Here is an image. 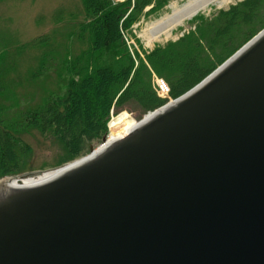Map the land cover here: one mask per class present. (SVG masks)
<instances>
[{
	"label": "water",
	"instance_id": "obj_1",
	"mask_svg": "<svg viewBox=\"0 0 264 264\" xmlns=\"http://www.w3.org/2000/svg\"><path fill=\"white\" fill-rule=\"evenodd\" d=\"M94 151L0 180V264H264V29Z\"/></svg>",
	"mask_w": 264,
	"mask_h": 264
},
{
	"label": "trees",
	"instance_id": "obj_2",
	"mask_svg": "<svg viewBox=\"0 0 264 264\" xmlns=\"http://www.w3.org/2000/svg\"><path fill=\"white\" fill-rule=\"evenodd\" d=\"M168 1L80 0L82 21L68 35L82 45L77 54L67 48L58 55L47 37L29 45L44 51L32 76L40 78L51 65H59L60 84L34 108L12 111L0 105V179L25 173L22 167L29 147L22 135L30 129L58 141L65 157L61 165L71 163L102 143L112 108L134 104L141 110L139 115H145L164 105L152 91L153 75L165 81L169 97L176 99L264 29V0H245L218 11L211 20L197 15L187 23L193 30L143 52L141 60L130 52L123 32L141 16L156 15ZM5 55L0 53V65ZM4 90L0 84V98Z\"/></svg>",
	"mask_w": 264,
	"mask_h": 264
},
{
	"label": "rangeland",
	"instance_id": "obj_3",
	"mask_svg": "<svg viewBox=\"0 0 264 264\" xmlns=\"http://www.w3.org/2000/svg\"><path fill=\"white\" fill-rule=\"evenodd\" d=\"M183 1L185 0H170L163 8L155 12L156 15L147 18L141 16L136 23L125 30L123 37L130 48V52L132 54L137 53L141 60H144L143 52L149 53L156 45L162 46L167 42L175 41L184 33L193 30L192 26L187 25V29L175 32V34L172 33L171 39L156 42L151 47L146 46L145 40L141 37L142 30L147 24L169 13L171 4L180 5ZM243 1L245 0H239L225 7L222 11L228 10ZM150 8L152 5L147 6L143 13ZM218 11L220 10L212 8L204 16L211 20ZM82 18L83 8L80 0H0V53L6 54L5 60L0 65V84L5 88L3 97L0 98L2 107L12 111L13 108L15 111L34 108L48 94L56 91L58 84H60L59 65L57 67L51 65L52 68H49L48 73L40 78H34L32 72L38 71L39 57L44 51L42 48H29V45L38 38L47 37L48 41L51 40L52 49L58 55L66 52L67 48L73 55L77 54L82 45L76 40H70L68 35L72 30L71 27L82 21ZM254 25V27L257 26ZM133 36L139 41L141 48ZM24 46L26 48H22ZM161 81L165 83L163 79L153 75L151 87L157 98L166 105L174 99L169 97V87L166 83L167 90L160 91L158 86ZM122 105H126L139 121L146 115H139L141 110L137 105L128 103ZM120 106L109 111L107 123L111 111L117 110ZM107 123L105 137H108L109 134ZM22 140L29 147V152L25 156V164L22 167L25 173L22 175L40 173L64 165H61L65 159L64 151L58 141L49 137L46 138L34 129L24 133Z\"/></svg>",
	"mask_w": 264,
	"mask_h": 264
},
{
	"label": "bare ground",
	"instance_id": "obj_4",
	"mask_svg": "<svg viewBox=\"0 0 264 264\" xmlns=\"http://www.w3.org/2000/svg\"><path fill=\"white\" fill-rule=\"evenodd\" d=\"M237 1L239 0H185L180 5L173 3L170 5L169 13L143 28L141 37L145 40L146 46L151 47L156 42L171 39L172 33L187 29V23L197 15L208 14L212 8L222 10ZM138 122L139 119L126 105L120 106L117 110L113 109L107 123L109 133L107 141L95 147V151L136 126Z\"/></svg>",
	"mask_w": 264,
	"mask_h": 264
},
{
	"label": "built area",
	"instance_id": "obj_5",
	"mask_svg": "<svg viewBox=\"0 0 264 264\" xmlns=\"http://www.w3.org/2000/svg\"><path fill=\"white\" fill-rule=\"evenodd\" d=\"M158 88L160 89V91H164L167 90L166 85L161 81V83L159 84Z\"/></svg>",
	"mask_w": 264,
	"mask_h": 264
}]
</instances>
